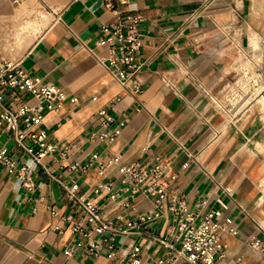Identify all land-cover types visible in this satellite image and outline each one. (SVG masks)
Masks as SVG:
<instances>
[{"label": "crops", "instance_id": "0c3cea01", "mask_svg": "<svg viewBox=\"0 0 264 264\" xmlns=\"http://www.w3.org/2000/svg\"><path fill=\"white\" fill-rule=\"evenodd\" d=\"M126 14L144 18L140 94L126 93L100 60L110 48L103 26ZM2 60L20 63L28 74L62 87L78 105L67 100L46 114L50 141L71 148L68 155L60 149L49 154L44 167L32 165L33 192L0 165V264H188L182 258L171 261L162 243L173 239L177 224L168 208L144 220L157 210L152 196L139 193L129 205L125 195L113 201L97 196L93 188L105 178L96 165L87 171L71 167L116 155L122 163L170 157L178 177L169 190L203 212L223 200L227 208L220 220L232 217L238 223V235L223 234L228 264L240 255L244 264H264V252L248 243L252 236L264 241L259 217L264 202V0H0ZM117 96L122 101L110 112L123 123V132L106 144L99 137L98 112ZM20 98L39 102L28 93ZM2 148L19 161L28 159L11 132L0 131ZM109 174L119 186L118 166ZM62 183H78L108 219L129 231L115 235V255L91 254L88 240L77 244L79 235L65 218L78 216L79 210ZM135 246L141 249L137 260Z\"/></svg>", "mask_w": 264, "mask_h": 264}, {"label": "built area", "instance_id": "2783aa9c", "mask_svg": "<svg viewBox=\"0 0 264 264\" xmlns=\"http://www.w3.org/2000/svg\"><path fill=\"white\" fill-rule=\"evenodd\" d=\"M120 1L126 2V0ZM143 21L144 18L140 15L126 14L119 16L115 24H106L102 28L105 34L104 40L108 42L110 48L108 55L100 60L126 93L140 94L143 91V85L138 80L144 66L141 58ZM170 85L176 88L173 82H170ZM0 86L5 88L0 91V131L11 132L15 146L22 149L28 157L25 161H19L7 148H2L0 165L9 174L16 175L29 192H33L37 188V183L32 165L44 167V160L49 154L60 149L64 155H68L71 148L69 143L60 144L50 141L48 130L44 126L46 114L58 110L67 100L76 106L78 99L70 97L62 87L45 82L41 76L28 74L20 63L9 60L0 61ZM23 93L36 98L38 104L22 101L20 94ZM120 101L122 96H117L98 112V119L102 124L99 137L106 144L115 141L123 132V123L117 121L110 112ZM167 131L176 139L174 134ZM179 144L189 153L190 158L194 157L185 144L181 142ZM144 150L149 151L150 146L147 145ZM189 164L190 161H187L184 167H188ZM93 165H96L98 174L105 178L93 188L97 196L105 195L113 201L125 195V204L129 205L130 200L137 194L145 193L154 198L157 210L153 214L144 216V220L162 216L165 208L177 217L173 239L162 240V243L170 249L171 261L182 258L188 264H228L223 234L238 235L240 233L238 223L232 217L220 220L224 209L227 208L223 200H219V207L203 212L201 206L192 209L183 196L169 190L171 181L178 177L170 157L157 155L122 163L120 156L116 155L106 162H97V159L85 163L77 161L71 167L75 170L87 171ZM112 166H118L121 173L119 186H116L113 178L109 176V169ZM62 184L66 198L79 210L78 216L69 215L65 218L72 227L73 233L79 235L77 244L82 246L85 240H88V250L91 254L99 255L107 252L110 256L115 255L113 243L115 235L129 231L121 230L113 220L108 219L99 203L86 196L78 183ZM204 204L205 201H201V205ZM128 226H133V223H128ZM259 228L262 230L261 226ZM248 243L264 252V241L261 238L252 236ZM140 252L139 246L133 248L132 255L135 260ZM66 253L69 254L70 250ZM244 262V256L240 255L234 264H244ZM161 263L165 261L161 260Z\"/></svg>", "mask_w": 264, "mask_h": 264}, {"label": "rangeland", "instance_id": "374dc122", "mask_svg": "<svg viewBox=\"0 0 264 264\" xmlns=\"http://www.w3.org/2000/svg\"><path fill=\"white\" fill-rule=\"evenodd\" d=\"M263 195H264V187H263ZM259 217H260V221H261L262 225L264 226V202L262 204L261 213L259 214Z\"/></svg>", "mask_w": 264, "mask_h": 264}]
</instances>
